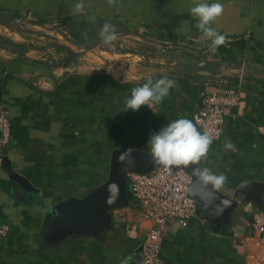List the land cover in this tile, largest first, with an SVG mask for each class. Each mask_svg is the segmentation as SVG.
Here are the masks:
<instances>
[{"label":"crops","instance_id":"0c3cea01","mask_svg":"<svg viewBox=\"0 0 264 264\" xmlns=\"http://www.w3.org/2000/svg\"><path fill=\"white\" fill-rule=\"evenodd\" d=\"M198 2L0 0L1 11L62 26L70 34L74 24L105 22L162 44L161 53H178L183 62L226 65L219 75L162 69L168 62L155 61L156 47L127 39L110 43L112 52L95 63L86 54L60 68L0 48V108L11 124L0 170V225L9 226L10 233L0 238V264H141L142 242L152 224L142 217L126 180L95 228H75L51 209L103 184L115 149L150 153V135L173 120L192 121L204 88L237 84L229 65L264 71V0H219L224 11L211 26L226 39L215 52L189 12ZM77 3L84 7L78 10ZM0 31L38 57L57 60L56 49L45 41ZM136 53L148 61H139ZM164 77L175 84L162 102L123 110L132 89ZM240 93L239 105L225 116L221 138L197 164L186 165L223 174L227 179L219 190L229 198L243 182L264 183V74L245 76ZM9 169L27 185L13 181ZM250 203L248 212V204L235 201L224 220L209 221L201 212L205 223L195 218L182 228L169 222L161 242L164 264H245L254 245L243 241L253 213L264 221V196Z\"/></svg>","mask_w":264,"mask_h":264},{"label":"water","instance_id":"95a60500","mask_svg":"<svg viewBox=\"0 0 264 264\" xmlns=\"http://www.w3.org/2000/svg\"><path fill=\"white\" fill-rule=\"evenodd\" d=\"M0 25L21 35L47 41L50 46L61 50V52L65 55L63 59L49 60L48 58L38 57L35 55L34 51L29 48L19 46L8 40L0 38V48H7L28 61L36 62L51 68H60L75 63L87 53L94 51L104 44H108L103 42L101 36L93 41H83L75 38L70 33H67L62 26L45 22H35L3 11H0ZM114 27L116 39L111 43L127 39L156 47L155 61L164 60L168 62L167 64L161 66L162 69L182 73H206L209 75H219L221 68L226 66L220 63L207 61H195L194 63L183 62L176 55L171 53H161L160 49L162 48V44L154 42L138 32L124 26L114 25ZM141 55L144 62H147V56L144 53H141ZM228 68L232 71L243 70L244 76L264 74L263 70H253L249 66L240 64L232 66L229 65ZM123 152H126V154L130 153V157L126 162L118 160V157ZM5 164L6 163L4 161V166ZM158 167H160V165L153 163L152 157L148 152L140 150L115 149L111 153L108 177L103 184L94 188L80 199L69 198L59 202L53 206L51 212L59 219H62L63 222L71 224L75 228H95L100 220L105 216L106 211L109 209L112 202L115 201L118 193L121 191L120 189L125 183V171L150 173ZM184 167L192 176V185L190 186L189 193L197 204V215L201 212L204 213V211L199 208L198 199H200L206 205L205 213L208 214L204 213V215L208 220H213V218H216L217 220L227 219L232 206L235 204V201H238L239 199H241L242 203L251 205L250 202H253L254 199L260 200L264 196V183L258 182L241 183L232 198L223 195L220 190H218L213 196L212 190L202 186L198 179L192 174L193 169L188 168L186 165H184ZM8 172L13 181L23 185V187L24 185H27L24 178L10 169ZM113 185L116 186L117 191H113ZM193 193L196 195H193Z\"/></svg>","mask_w":264,"mask_h":264},{"label":"built area","instance_id":"2783aa9c","mask_svg":"<svg viewBox=\"0 0 264 264\" xmlns=\"http://www.w3.org/2000/svg\"><path fill=\"white\" fill-rule=\"evenodd\" d=\"M135 57L143 60L140 53ZM229 70V68H228ZM237 84L229 88L206 87L202 93V107L193 115L192 121L197 129L217 141L223 134L225 116L240 103L243 70L236 71ZM11 124L5 111L0 108V170L4 168V151L10 142ZM124 178L135 204L140 207L142 217L152 224L141 246V264H164L160 256L161 242L167 224L177 222L186 228L192 219L201 223L206 219L197 215V204L190 195L192 176L184 165L173 166L166 170L163 166L150 173L125 171ZM252 211L250 204L246 206ZM249 235L243 242L253 240V251L245 257V264H264V221L256 213L252 214ZM10 228L0 225V238L9 235Z\"/></svg>","mask_w":264,"mask_h":264},{"label":"clouds","instance_id":"9594fccd","mask_svg":"<svg viewBox=\"0 0 264 264\" xmlns=\"http://www.w3.org/2000/svg\"><path fill=\"white\" fill-rule=\"evenodd\" d=\"M84 5L77 3L76 8L82 9ZM223 4L219 0H201L189 9L190 14L198 21L196 27L202 32L203 36L211 41L212 51L225 43L226 37L216 31L211 26L212 22L222 15ZM100 36L104 43H111L116 39L115 27L105 23L100 31ZM175 81L167 77L157 79L153 82L149 79L143 85L132 89L131 94L126 98L124 109L138 110L141 106L158 104L169 95L170 89ZM212 137L207 133L201 132L190 119L179 118L165 124L158 132L150 135L148 145L153 163L163 166L169 170L173 166L197 164L207 155ZM227 148H233L232 144H226ZM130 153L123 152L118 157L121 162H126ZM192 174L198 179L199 183L205 188H209L215 193L223 187L226 177L223 174H214L209 168H193ZM113 191H117L115 185ZM193 195H196L193 193Z\"/></svg>","mask_w":264,"mask_h":264},{"label":"rangeland","instance_id":"374dc122","mask_svg":"<svg viewBox=\"0 0 264 264\" xmlns=\"http://www.w3.org/2000/svg\"><path fill=\"white\" fill-rule=\"evenodd\" d=\"M3 12H6V11L3 10ZM10 13L18 16L17 14H15L13 12H10ZM3 28H5V27H3V26L0 25V30H3ZM7 32L9 34H14L13 32H15V31H12V30L10 31V29L7 28ZM2 37L3 38L10 39L12 37V35L11 36L10 35H6L2 31H0V38H2ZM45 42H46V44L48 46L50 45L47 41H45ZM110 47H112L110 45V43L104 44V45L100 46L99 48L95 49L94 51L87 53V57L86 58L89 59L91 63H95V61H98V57L101 58V56H108V53H111L112 52V50H110ZM53 55H57L56 56L57 57V60L58 59L60 60V59H63L64 58V55L59 50L58 51L56 50L55 53L53 52ZM92 61H94V62H92ZM198 203H199L200 210H203L204 213H205L206 212V205H205V203L202 200H200V199H198ZM205 214H208V213H205Z\"/></svg>","mask_w":264,"mask_h":264},{"label":"trees","instance_id":"16d2710c","mask_svg":"<svg viewBox=\"0 0 264 264\" xmlns=\"http://www.w3.org/2000/svg\"><path fill=\"white\" fill-rule=\"evenodd\" d=\"M12 15H14V14H12ZM104 24H105V22L99 23V24H93V25L92 24H84V23L74 24V26H72V28L74 30L72 31L71 35L74 36L75 38L83 40V41H93V40L99 38L100 31H101ZM2 39H5V38L2 37ZM2 49L10 51L7 48H2ZM55 49L57 51L59 50L57 48H55ZM59 51H61V50H59ZM10 52H12V51H10ZM173 54H175V52ZM176 55H178V53Z\"/></svg>","mask_w":264,"mask_h":264}]
</instances>
